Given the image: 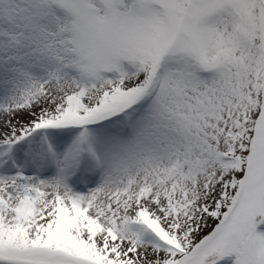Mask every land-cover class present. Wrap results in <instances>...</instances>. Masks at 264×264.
Listing matches in <instances>:
<instances>
[{
  "label": "snow or ice",
  "instance_id": "obj_1",
  "mask_svg": "<svg viewBox=\"0 0 264 264\" xmlns=\"http://www.w3.org/2000/svg\"><path fill=\"white\" fill-rule=\"evenodd\" d=\"M0 264H264V0H0Z\"/></svg>",
  "mask_w": 264,
  "mask_h": 264
}]
</instances>
